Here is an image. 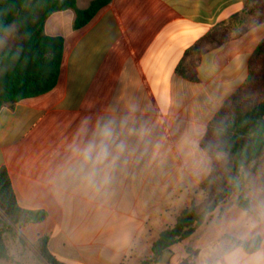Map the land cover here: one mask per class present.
I'll return each instance as SVG.
<instances>
[{
	"label": "crops",
	"instance_id": "0c3cea01",
	"mask_svg": "<svg viewBox=\"0 0 264 264\" xmlns=\"http://www.w3.org/2000/svg\"><path fill=\"white\" fill-rule=\"evenodd\" d=\"M92 1L76 0V8ZM242 8L243 0H107L78 29L72 27L73 10L46 18L44 34L63 40L55 86L0 107V168L8 172L19 208L44 217L25 224L1 217L11 260L0 258V264H47L34 247L40 237L65 264L150 259L159 232L199 195L210 170L199 141L246 80L264 22L253 25L254 15H248L238 36L189 57L187 62L197 60L194 81L177 68L187 67L188 48ZM109 123L126 152L108 186L86 190L69 170L73 146ZM262 134L264 139V128ZM257 162L264 165V147ZM252 168L256 172L242 167L234 194L172 245L166 260L149 264H196L209 225L264 190V171Z\"/></svg>",
	"mask_w": 264,
	"mask_h": 264
},
{
	"label": "trees",
	"instance_id": "16d2710c",
	"mask_svg": "<svg viewBox=\"0 0 264 264\" xmlns=\"http://www.w3.org/2000/svg\"><path fill=\"white\" fill-rule=\"evenodd\" d=\"M107 0H93L87 8H76V0H0V41L10 29L18 36L12 49L0 53L4 69L0 73V107L12 105L20 99L50 91L56 84L62 59L63 40L43 32L46 18L57 11L73 10L72 27L78 29L88 23ZM254 15L253 25L264 22V0H243L241 12L220 22L202 36L184 54L178 73L194 81L193 70L197 60L187 59L201 53L204 46H221L240 34L244 19ZM247 27H242L245 31ZM234 33V34H233ZM191 69V71H190ZM192 72V73H191ZM264 38L256 45L248 60V75L244 83L221 105L206 126L199 148L210 160L207 177L199 184L205 198L190 204L176 216L172 226L159 232L152 242L150 259L142 264L159 262L170 247L191 236L206 216L230 198L238 188L240 169L255 163L263 153L264 139ZM242 208L247 202L240 200ZM0 213L6 218L19 219L24 224L40 221L42 212L19 208L11 187L8 172L0 168ZM3 226L0 219V258L11 260L3 244ZM35 249L47 264H65L47 249V238L40 237ZM188 254L191 253L187 249ZM187 259L180 264H186Z\"/></svg>",
	"mask_w": 264,
	"mask_h": 264
},
{
	"label": "clouds",
	"instance_id": "9594fccd",
	"mask_svg": "<svg viewBox=\"0 0 264 264\" xmlns=\"http://www.w3.org/2000/svg\"><path fill=\"white\" fill-rule=\"evenodd\" d=\"M127 145L112 125H98L92 138L72 149L69 170L86 190L108 186ZM264 190L251 194L248 207L217 217L201 237L196 264H264Z\"/></svg>",
	"mask_w": 264,
	"mask_h": 264
},
{
	"label": "rangeland",
	"instance_id": "374dc122",
	"mask_svg": "<svg viewBox=\"0 0 264 264\" xmlns=\"http://www.w3.org/2000/svg\"><path fill=\"white\" fill-rule=\"evenodd\" d=\"M17 43H18V36L13 31V28H11L10 32L5 37H3L0 41V53L3 52L4 50L14 48L17 45ZM3 69H4V66L0 63V73ZM247 166H250V168L253 172H256V170L252 168L253 166H255V168L257 169V172L262 173L264 171V165H262L261 163H258L257 161L255 163L247 165ZM241 170H242V168L240 169V171ZM196 198L197 199H193L196 203L201 202L205 198V193L199 189V195ZM1 217H5V216H3L0 213V219H1ZM6 219H8V218H6ZM8 220H10V219H8ZM166 259H167V256L164 258V260H166Z\"/></svg>",
	"mask_w": 264,
	"mask_h": 264
},
{
	"label": "water",
	"instance_id": "95a60500",
	"mask_svg": "<svg viewBox=\"0 0 264 264\" xmlns=\"http://www.w3.org/2000/svg\"><path fill=\"white\" fill-rule=\"evenodd\" d=\"M169 255V252L164 253L162 260L164 261V258Z\"/></svg>",
	"mask_w": 264,
	"mask_h": 264
}]
</instances>
